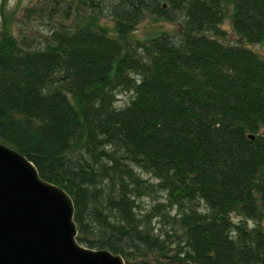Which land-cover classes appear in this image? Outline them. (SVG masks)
<instances>
[{"label": "trees", "instance_id": "trees-1", "mask_svg": "<svg viewBox=\"0 0 264 264\" xmlns=\"http://www.w3.org/2000/svg\"><path fill=\"white\" fill-rule=\"evenodd\" d=\"M34 16V34L1 24L0 142L68 194L76 242L127 264H264V0H37ZM144 17L179 28L139 40Z\"/></svg>", "mask_w": 264, "mask_h": 264}, {"label": "water", "instance_id": "water-1", "mask_svg": "<svg viewBox=\"0 0 264 264\" xmlns=\"http://www.w3.org/2000/svg\"><path fill=\"white\" fill-rule=\"evenodd\" d=\"M75 236L68 194L0 142V264H127L120 254L78 244Z\"/></svg>", "mask_w": 264, "mask_h": 264}, {"label": "rangeland", "instance_id": "rangeland-1", "mask_svg": "<svg viewBox=\"0 0 264 264\" xmlns=\"http://www.w3.org/2000/svg\"><path fill=\"white\" fill-rule=\"evenodd\" d=\"M37 3V0H0V28L1 24L5 25L11 29L13 35L19 36L21 34H34L42 30L43 22L37 19V16L31 18H25L24 14L26 9L32 7ZM224 17L220 24L221 29L225 32L226 36L229 39H232L233 36L230 32L229 27V14L231 12V5H224ZM98 24L104 26L108 32L113 33V22L106 18H100ZM179 28L176 23H169L162 20H154L151 17H144L141 19L134 30L132 31V36L139 40H145L158 32L164 31L172 33ZM249 48L254 52H257L260 55H264V42L263 43H254L249 45ZM115 106H121L126 102L127 94L123 92L116 93ZM138 173L143 178H149V176L138 170ZM140 207L148 208L151 204L150 198H142L138 201ZM230 219L233 222H245L247 227L253 226L255 223L252 221L244 220L237 213L231 212L229 214ZM263 225V222H259Z\"/></svg>", "mask_w": 264, "mask_h": 264}, {"label": "bare ground", "instance_id": "bare-ground-1", "mask_svg": "<svg viewBox=\"0 0 264 264\" xmlns=\"http://www.w3.org/2000/svg\"><path fill=\"white\" fill-rule=\"evenodd\" d=\"M117 93V92H116Z\"/></svg>", "mask_w": 264, "mask_h": 264}]
</instances>
